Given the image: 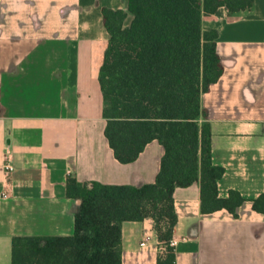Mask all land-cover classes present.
Returning a JSON list of instances; mask_svg holds the SVG:
<instances>
[{
  "label": "crops",
  "instance_id": "obj_1",
  "mask_svg": "<svg viewBox=\"0 0 264 264\" xmlns=\"http://www.w3.org/2000/svg\"><path fill=\"white\" fill-rule=\"evenodd\" d=\"M127 0H0V264L12 263L14 237H69L79 202L66 180L140 187L156 181L165 154L150 142L120 163L105 136L99 82L109 34L102 9ZM204 29L218 32L224 66L201 97L212 158L225 173L219 196L245 201L237 217L201 211V186L176 188V264H264V0L250 10L220 7ZM14 171L5 176V156ZM154 221L124 222L122 264H157Z\"/></svg>",
  "mask_w": 264,
  "mask_h": 264
},
{
  "label": "trees",
  "instance_id": "obj_2",
  "mask_svg": "<svg viewBox=\"0 0 264 264\" xmlns=\"http://www.w3.org/2000/svg\"><path fill=\"white\" fill-rule=\"evenodd\" d=\"M255 0H127V10L102 9L109 34L99 82L105 136L116 159L132 163L152 141L165 149L156 181L140 187L66 180L79 202L69 237H14L11 264H122L124 222L154 221L157 264H176L171 245L178 222L174 192L201 186V211L237 217L245 201L237 191L219 196L225 170L212 158V131L201 97L224 66L218 32L204 29L220 7L250 10ZM131 16L130 23L127 20ZM264 214V193L253 200Z\"/></svg>",
  "mask_w": 264,
  "mask_h": 264
},
{
  "label": "built area",
  "instance_id": "obj_3",
  "mask_svg": "<svg viewBox=\"0 0 264 264\" xmlns=\"http://www.w3.org/2000/svg\"><path fill=\"white\" fill-rule=\"evenodd\" d=\"M4 169H5V176L7 179L10 178L11 173L14 171V166L11 162V157L9 154L5 156V164H4ZM176 241L172 239L171 245L175 247Z\"/></svg>",
  "mask_w": 264,
  "mask_h": 264
},
{
  "label": "rangeland",
  "instance_id": "obj_4",
  "mask_svg": "<svg viewBox=\"0 0 264 264\" xmlns=\"http://www.w3.org/2000/svg\"><path fill=\"white\" fill-rule=\"evenodd\" d=\"M131 20V16H129L128 20H127V24L130 23Z\"/></svg>",
  "mask_w": 264,
  "mask_h": 264
}]
</instances>
